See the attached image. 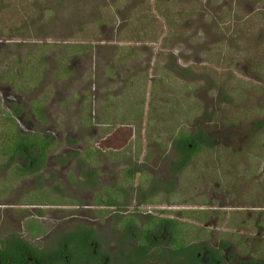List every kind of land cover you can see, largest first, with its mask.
I'll list each match as a JSON object with an SVG mask.
<instances>
[{"label":"rangeland","instance_id":"rangeland-1","mask_svg":"<svg viewBox=\"0 0 264 264\" xmlns=\"http://www.w3.org/2000/svg\"><path fill=\"white\" fill-rule=\"evenodd\" d=\"M236 116L264 118V0H0V146L4 130L49 143L29 169L0 152V246L20 240L49 264H176L160 257L163 222L138 251L153 219L204 229L193 264L231 234L250 242L264 180L238 163L246 129L223 134V166L208 150L172 172L178 131L217 141L213 119Z\"/></svg>","mask_w":264,"mask_h":264},{"label":"trees","instance_id":"trees-1","mask_svg":"<svg viewBox=\"0 0 264 264\" xmlns=\"http://www.w3.org/2000/svg\"><path fill=\"white\" fill-rule=\"evenodd\" d=\"M20 89V88H19ZM222 98L220 97L222 103L229 102L230 99L225 97L222 93ZM15 108L10 109L12 113H15ZM40 104L34 103L31 106V109L34 113L35 118L40 121H43V116L40 111ZM20 109V108H19ZM9 114H4L3 117H6V122L8 125H12L13 121L11 120ZM213 117V116H212ZM238 119L234 118L233 123H227L215 121L213 119V123L215 127H222L219 132L220 136H218L219 140H212V138L204 137V132L197 130L194 134H185L184 132L178 131L175 136V153L177 160L173 167L175 171L173 173L181 171L190 163H192L197 157H199L204 151H208L212 153L213 157L216 158V162L218 165H222L220 154L227 151L225 137L223 134L230 126H236L238 124L239 128L246 129L247 137H243L242 147L235 152V154H240L245 156L238 163L242 168L245 166H251L252 170L249 172L254 173L253 176L259 180H264V118L259 120L255 124L247 125L251 123L249 117L243 118L242 116ZM244 117V116H243ZM242 120L244 122H242ZM246 120H249V123H245ZM11 130H4L3 136L5 137L3 140V144L0 146V152L2 155L10 154L13 156L15 153H19L24 158H31L30 149H35L37 152V158L42 162L45 158V151L49 145L46 139H42L37 135H25L21 132L19 134L12 132ZM236 140L239 137L235 134ZM9 141H11L12 146L9 145ZM249 145V146H248ZM251 147L249 155L246 153L247 148ZM255 148V149H254ZM254 149V150H252ZM242 150V151H241ZM247 154V155H246ZM35 157V156H34ZM258 164H257V162ZM236 166L235 164H232ZM127 178H132V172H126ZM19 174H24L19 169ZM112 200L107 201L105 205L111 206ZM260 218L253 223H249L245 221L244 224L250 225L253 224L256 228L252 230V232L256 233L257 236L249 238L251 241L246 242L242 245L240 240L236 239L237 236L234 234L230 235L231 240L220 239L219 242L216 243V246H213L212 249L209 248L207 251L208 262L210 264H226V259L230 260L234 256H239V261L241 260L242 264H261L264 263V213L260 210ZM214 214H217V210H215ZM188 219H195L196 221H202L201 214H197V212H188L186 214ZM195 216H198L197 218ZM194 217V218H193ZM133 220L131 218H127L124 220L123 224H130ZM163 222L166 224L165 228L159 226V223ZM159 227H161L159 229ZM232 227V225H230ZM159 229L160 235L166 244H168V254H170V258L178 259L180 258L183 264H193L197 261L198 256L193 254L194 257L191 261L189 258L190 254L188 253L189 249H192V243L200 241L201 235L204 233V229L202 227H197L189 223L180 222L179 220H171V219H153L150 223L146 225L143 231L140 232V243L141 248L138 249L139 252H145L146 245L151 241L148 240L151 234L156 235V229ZM157 229V230H158ZM159 234V233H158ZM223 235H229L228 233H224ZM17 241V240H14ZM9 242L8 245L0 246V264H49L52 262L50 258H42L41 260L37 259L36 256H33L32 251L25 245L23 242L19 240V242ZM199 243V242H198ZM203 245L207 243L201 242ZM231 243H236L238 246L242 245L238 251L232 250L233 246ZM3 244V243H2ZM146 244V245H145ZM81 251V249H80ZM240 251L242 255L240 254Z\"/></svg>","mask_w":264,"mask_h":264},{"label":"flooded vegetation","instance_id":"flooded-vegetation-1","mask_svg":"<svg viewBox=\"0 0 264 264\" xmlns=\"http://www.w3.org/2000/svg\"><path fill=\"white\" fill-rule=\"evenodd\" d=\"M228 99H229V98H228ZM231 102H232V101H231V99H230V101H229V102H226V104H230ZM230 127H231V126H230ZM232 129L234 130V127H232ZM242 142H243V138H242L241 144H242ZM229 145H232V144L228 142V143L226 144V146L229 147ZM33 157H34V156H33ZM33 157H31V158H25V160H26V164H27V168L29 167V165H30L31 163H33V162L36 163V162H37V159L40 161L39 158L36 159V156H35L34 158H33ZM28 169H29V168H28ZM20 170H21L22 172H24V170H22V169H20ZM106 203H107V202H104L103 205H105ZM105 206H107V205H105ZM111 206H112V205H111ZM109 207H110V206H109ZM128 218H131V219L133 220L132 217H128ZM125 219H127V218H125ZM123 222H124V221H123ZM133 222H134V221H132L131 223H133ZM131 223H130V224H131ZM149 223H150V222H149ZM122 225L126 227V226L129 225V224L124 225V224L122 223ZM157 229H158V228H157ZM157 229H156V231H157ZM152 236H154V235L151 234V236H150V238H149L148 240H153L154 238H152ZM139 240L141 241L140 238H139ZM159 242H163L164 245H165L166 247L168 246V244H166V243L164 242L163 239H161ZM150 243H151V241H150L147 245L145 244V245H146V249H145V250H147V248H148V246L150 245ZM91 245H92V244H91ZM139 245L141 246V243H140V242H139ZM140 246H139V247H140ZM140 248H141V247H140ZM140 248H138V249H140ZM164 252H165V253H164ZM141 253H143V255H144L145 252H141ZM141 253H139V255H140V256H143V255H141ZM163 254H164V255L166 254L168 257L170 256V254H168V251H163V252H161V254H160V255H161V256H160L161 258H164ZM166 259H167V258H166ZM163 260H164V259H162V261H161L162 264H166L165 260H164V262H163ZM173 260H174V259H173ZM180 260H181L180 258L175 259V261H177L176 264H182V262H178V261H180ZM227 260H228V259H227ZM227 260H226V264H227ZM235 264H242V263H241V260L238 261V262L235 263ZM261 264H264V263L262 262Z\"/></svg>","mask_w":264,"mask_h":264}]
</instances>
